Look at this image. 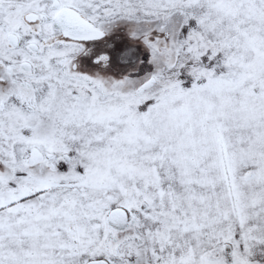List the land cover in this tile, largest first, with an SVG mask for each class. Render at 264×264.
<instances>
[{"label": "snow or ice", "instance_id": "6c2138e0", "mask_svg": "<svg viewBox=\"0 0 264 264\" xmlns=\"http://www.w3.org/2000/svg\"><path fill=\"white\" fill-rule=\"evenodd\" d=\"M0 264H264V0H0Z\"/></svg>", "mask_w": 264, "mask_h": 264}]
</instances>
